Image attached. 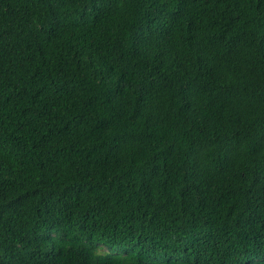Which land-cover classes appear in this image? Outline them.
<instances>
[{
  "label": "trees",
  "instance_id": "16d2710c",
  "mask_svg": "<svg viewBox=\"0 0 264 264\" xmlns=\"http://www.w3.org/2000/svg\"><path fill=\"white\" fill-rule=\"evenodd\" d=\"M0 264H264V0H0Z\"/></svg>",
  "mask_w": 264,
  "mask_h": 264
}]
</instances>
